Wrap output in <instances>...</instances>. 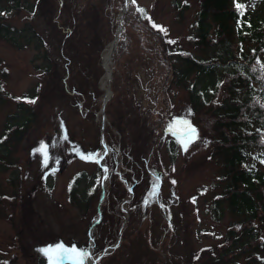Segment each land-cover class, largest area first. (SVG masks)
I'll return each instance as SVG.
<instances>
[{
  "label": "rangeland",
  "instance_id": "374dc122",
  "mask_svg": "<svg viewBox=\"0 0 264 264\" xmlns=\"http://www.w3.org/2000/svg\"><path fill=\"white\" fill-rule=\"evenodd\" d=\"M38 1L0 0V24L12 31L0 37V137L9 124L22 122L30 110L34 116L21 139L16 140L10 131L11 154L0 166V264H49L40 250L60 244L87 252L84 264H92L93 259L95 264L212 263L206 250L222 254L221 243L238 219L227 210L219 221L213 215L215 201L224 191L223 161L214 153L213 141L192 109L191 90L200 85L196 72L179 84L172 75L167 80L165 75L152 76L154 58L130 30V52L121 59L126 78L122 96L127 95L131 108L126 117L110 80L104 83L103 56L115 38L126 2L132 0H118L113 9L111 3L102 6V13L103 1L91 0L98 1L97 39L91 45L84 43L92 29L81 27L84 42L74 36L53 72L44 69L57 42V30L47 20L54 16L56 4L53 0L46 3L49 8L44 18L35 6ZM179 1L190 2L189 10L180 12L175 0L134 2L153 24L166 30L162 32L172 40L171 49H178L173 69L182 65L180 50L205 56L196 46L194 32L199 3ZM87 2L83 0L82 5ZM110 66L114 68L112 61ZM36 86L40 87L37 98L28 100ZM109 90L115 101L102 113ZM189 126L195 129L190 140L186 136ZM183 143L188 144L187 150ZM41 145L47 146V166ZM119 149L131 154L132 178L128 180L124 170L113 176L110 216L94 226L104 180L96 168L101 162L109 170L117 168L114 153L119 155ZM89 155H98L99 163L88 159ZM145 169L150 173L145 174ZM80 170L87 171L90 183L96 179L99 185L85 211L69 200L68 193L72 176ZM130 179L136 193L124 202L126 189L132 190ZM157 182L158 193L150 196ZM235 226L238 231L243 228ZM117 242L114 249H108ZM260 254L264 259V245ZM248 256L232 259L248 264Z\"/></svg>",
  "mask_w": 264,
  "mask_h": 264
},
{
  "label": "trees",
  "instance_id": "16d2710c",
  "mask_svg": "<svg viewBox=\"0 0 264 264\" xmlns=\"http://www.w3.org/2000/svg\"><path fill=\"white\" fill-rule=\"evenodd\" d=\"M45 1L39 0L35 5L40 12L39 15L44 18L49 8L45 5L52 2ZM53 1L56 4L55 13L52 11L54 16H48L47 20L57 30L55 31L57 42L52 47L54 54L51 55L44 69L45 72L57 70L60 59L62 60L61 54L64 57V47L74 36L78 37L75 40L79 43L84 42L81 27L92 29L91 37H88L84 43L90 41L91 45L98 36L96 31L98 1L85 0L86 5H82L83 0ZM102 1L104 5L101 2L99 8L101 13L102 8L110 3L113 9L118 0H108V4L107 0ZM197 1L199 8L194 32L196 46L205 53L204 57H195L189 52L180 50L177 53L182 59V65L173 69V56L178 49L172 50V40L168 39L159 27H152L153 23L146 17V12L139 11L141 9L137 8L135 3H131L125 12L124 30L112 57L114 68L111 85L115 98L119 97L117 103L121 107V113L127 117L131 108L127 103V95L122 96L126 78H124L121 59L125 53L130 52L128 50L130 30L136 34L141 48L148 49L154 58L152 76L165 75L164 79L167 80L172 75L179 84L187 81L191 73L196 72V84L200 85H196V89L191 90L192 109L210 135L214 144V153L223 161L221 179L224 181V191L215 201L213 215L219 221L227 210L238 219L235 224L243 226L240 231L235 224L231 226L227 238L221 243L222 254L216 255L213 249H207L206 254L212 258L210 264H238L233 261L235 259L233 256L242 254L249 255L248 264H264V259L258 257L264 245L262 238L264 235V78L262 75L264 73L261 72V65H264V0ZM237 2L244 5L243 14L237 9ZM175 6L180 12H185L190 8V2L175 0ZM58 15H62L63 18L60 19ZM11 33L7 25L0 24V37L10 36ZM39 90L40 87L36 86L34 94L29 96L28 100L37 98ZM219 93L221 96L218 98ZM120 97H123V100ZM113 98L107 102L106 110L113 105L115 101ZM137 107H140L138 102ZM33 117L30 110L22 122L7 126L0 137V166H4L11 154L7 143L10 131H13L16 140L21 139L31 125ZM127 132L129 137L126 128ZM111 151L112 149L109 148V152ZM119 152V155L118 151L114 153L118 167H110L109 170L108 190L101 205L104 215L101 217L98 215L100 222L105 216H110L109 198L113 190L111 185L113 176H117L118 170H124L126 178L128 180L129 177L132 178L131 154L120 149ZM123 153L124 158L121 157ZM120 160L123 162L119 163ZM96 169L99 175L102 174L99 166ZM147 169L144 170L145 174L148 172ZM90 178L86 170H80L72 176L68 186L69 200L83 211L90 206L92 198L98 194L99 185L95 184L96 179L90 183ZM130 180L132 190L126 189L124 202L130 198V191L136 193L132 179ZM120 207L122 212L123 206L120 205L118 208ZM114 214L118 215L117 212ZM250 257L253 258L251 261Z\"/></svg>",
  "mask_w": 264,
  "mask_h": 264
},
{
  "label": "snow or ice",
  "instance_id": "6c2138e0",
  "mask_svg": "<svg viewBox=\"0 0 264 264\" xmlns=\"http://www.w3.org/2000/svg\"><path fill=\"white\" fill-rule=\"evenodd\" d=\"M134 3L135 0H132ZM236 7L238 10L241 11V14H243V7L244 5L237 2ZM139 10V9H138ZM142 11V10H139ZM152 27L157 28L158 26L153 24ZM160 31H166L164 29H160ZM170 43H172L170 41ZM261 72L264 73V65H261ZM262 78H264V75H262ZM186 123V122H184ZM186 136L189 137V140L191 137L195 136V129L190 128L186 133ZM187 143H183V147L185 150H187ZM41 151L43 152L44 155V161H45V166H47V161H48V153H47V146L41 145ZM88 159L93 160L97 163H99V156L98 155H89ZM108 169L105 168L104 172L107 173ZM158 193V182L154 183L150 192V196H155ZM147 203V200L145 201ZM48 259L49 264H62L64 260H68L70 264H84L85 260L88 258V253L79 250L76 247L72 248H66L64 245L60 244L55 247H48L40 250Z\"/></svg>",
  "mask_w": 264,
  "mask_h": 264
},
{
  "label": "bare ground",
  "instance_id": "6f19581e",
  "mask_svg": "<svg viewBox=\"0 0 264 264\" xmlns=\"http://www.w3.org/2000/svg\"><path fill=\"white\" fill-rule=\"evenodd\" d=\"M113 46H114L113 42L110 43L103 56V66L105 69L104 83L109 79L110 76V69H111L110 63H111V54H112Z\"/></svg>",
  "mask_w": 264,
  "mask_h": 264
},
{
  "label": "water",
  "instance_id": "95a60500",
  "mask_svg": "<svg viewBox=\"0 0 264 264\" xmlns=\"http://www.w3.org/2000/svg\"><path fill=\"white\" fill-rule=\"evenodd\" d=\"M113 45H114V46L112 47V54H113V52H114V50H115V48H116V46H117V40H116V39L114 40ZM112 54H111V55H112ZM111 76H112V70L110 71V78H111ZM108 98H109V96L106 95V97H105V99H104V106H103L102 110L105 109V103L107 102ZM102 128H103V127H102Z\"/></svg>",
  "mask_w": 264,
  "mask_h": 264
}]
</instances>
